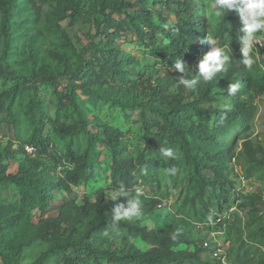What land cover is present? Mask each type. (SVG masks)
I'll list each match as a JSON object with an SVG mask.
<instances>
[{"label":"trees","instance_id":"1","mask_svg":"<svg viewBox=\"0 0 264 264\" xmlns=\"http://www.w3.org/2000/svg\"><path fill=\"white\" fill-rule=\"evenodd\" d=\"M26 1L34 3V0ZM54 1L53 20L68 18L69 25L73 26L80 18H88L92 24L89 32L91 41L85 51L78 55L79 66L75 71L69 67V59L66 56L58 51H48V55L65 66V70L41 77L37 72L26 76L10 70L8 59L13 39L10 22L13 14L20 9V3L19 0H0L3 13L0 36H3L4 40L0 75L5 72L15 80L13 86L1 96H13V99L24 92L33 91L31 105L40 116L31 143L37 148V157H26L25 164L20 166L15 175H8L3 169L4 160L16 156L12 153L11 143L5 148L0 145V184L14 185L20 197L18 205L0 201V257L4 264H47L45 259L53 255L58 258L56 264H87L90 259L94 264H102V256L109 264H222L215 259H203V245L179 234L173 224L162 229L148 230L144 226L122 220L115 228L123 227L133 234H138L150 247L140 250L132 243L119 251L97 247L94 242L96 233L103 228H114L111 224V207L115 202L104 205V190L98 191L95 202L84 199L80 206L65 202L56 217L42 218L34 222V211L45 212L51 206L54 187L70 191L72 186L86 182L91 177L88 173V154L81 156L71 150L67 154L68 166L60 162L51 150L50 139L43 134L47 123L59 134H85L91 144L101 143L107 146L112 154L110 170L113 186L116 189L123 183L131 194L139 181L145 178L140 172L148 164L145 150L152 149L155 138L165 140L168 147L179 154V159L168 160L167 168L175 166L178 169L183 161L189 173V187L194 191L192 197L186 195L181 203L182 207L191 208L195 205V200L200 201L209 215L208 222L217 218V211L224 214L229 213L233 207L248 209L252 214L250 227L254 224L258 227L248 233L250 242L242 240L233 264H264V253L256 254L257 248L264 247V216L260 215L258 204L253 199L247 203L236 204V180L232 179L233 175L236 176L234 159L240 164L241 158L245 156L250 163L247 174L251 177L256 169L264 167V157H259L264 154V149L261 146L255 148L251 141H247L244 151L234 158L235 147H229L219 141L222 124L249 118L256 110V98L264 94V77L254 78L250 69L241 64V45L236 36L237 26L233 18L235 10L226 11L223 18H220L219 28L213 36L219 41L220 47L227 46L232 54L226 72L219 73L211 82L201 81L194 91H189L182 86L174 87L175 76L178 74L172 71L160 78L156 86L143 88L145 96L140 98L135 94L140 88L136 83L117 85L122 69L131 56L126 54L117 42L125 27L114 15H127L139 40L150 50L153 58L167 62L170 68L181 58L187 67L194 69L192 63L198 64L201 60V46L197 41L207 35L208 28L205 20L195 14L192 0H138L143 9L134 12H127V9L131 8L127 0H92L90 3H87V0ZM151 2L155 6L178 5V22L165 29V37L169 39V43L162 42L152 30L146 33L144 27L137 23L142 21L151 24V12L144 10ZM59 28L62 30L61 26ZM62 32L66 42L72 46L73 42L68 33L63 30ZM34 53L32 50V58ZM261 60L264 70V59ZM64 81H68L67 86H64ZM229 83H239L240 88L235 95L228 94ZM41 85H51L54 88L62 85L66 89V94H61L60 100L63 101L65 95L70 101L78 117V124H61L58 119H53L44 112L43 102L39 98ZM76 89L123 109L139 106L159 117L160 120L156 124L144 123L145 148L135 159L126 149L120 130L105 126L102 132L95 134L89 129L91 120L77 101ZM185 92L190 98L186 102ZM215 94L232 101L231 108L207 109L203 103L208 102ZM130 95L132 102L125 100V97ZM0 108L4 110V104ZM12 116L10 112V117ZM210 123L212 127H208ZM59 167H64L61 172ZM170 177L174 179L176 175ZM141 204L145 212H151L159 205V200L152 199L149 203ZM194 218L199 221L204 219L202 215H195ZM241 224L239 213H233L227 233L236 229L242 239ZM36 240L47 243V249L34 261L22 262L24 247ZM183 245L196 247L195 250L179 249V246ZM227 250L230 262L231 248Z\"/></svg>","mask_w":264,"mask_h":264},{"label":"rangeland","instance_id":"2","mask_svg":"<svg viewBox=\"0 0 264 264\" xmlns=\"http://www.w3.org/2000/svg\"><path fill=\"white\" fill-rule=\"evenodd\" d=\"M92 0H87L90 3ZM131 8L127 12L142 11V6L138 0H127ZM20 9L13 14L10 22L12 34V42L9 56L10 70L16 71L17 74L30 76L33 72H37L40 76L45 74L55 75L62 73L65 66L60 65L53 60L48 51H58L69 59V67L72 71L77 70L79 63L77 62L78 55L82 54L90 44L89 32L92 29L91 21L88 18H80L73 26L69 25V19H59L54 21V0H34V3H29L26 0H19ZM195 14L205 20L208 28L206 36L214 38V34L219 28L220 18L212 14L210 7L211 0H192ZM178 5L172 7L165 5L155 6L152 2L147 9L151 12V24L138 21L144 27L146 33L152 30L156 32L160 40L164 43H169V39L165 37V25L170 26L178 22L177 11ZM182 12V11H181ZM115 19L122 22L125 31L122 33L117 42L121 49L130 55L129 61L122 69V75L119 78L117 85L124 86L135 84L140 87L138 93H135L140 98H143V88L148 89L150 86H156V82L160 78L165 77L172 72V68L167 66V62H161L151 56L150 50L147 49L139 40L134 26L125 14H115ZM234 23L237 26L236 36L239 38L243 33L240 31L242 25L237 13L233 15ZM3 19L2 7L0 6V26ZM63 31H66L73 42L69 45L64 36ZM215 39V38H214ZM217 47H220L219 41ZM201 56L209 50L206 44H201ZM4 48L3 36H0V57ZM226 54L232 56L228 47H220ZM34 50L32 58L31 51ZM257 51V50H256ZM241 54V52H240ZM262 60L260 55L256 59V63L250 69V73L254 78H263L264 70L262 69ZM196 62L192 66H196ZM15 80L7 76L5 72L0 75V106L4 104L5 109L0 108V145L5 148L11 143L12 153H15L14 158H6L3 163V169L8 175H15L20 166L25 164L27 154H24V146L31 145L32 134L35 130L36 122L39 119V114L31 105L34 98L33 91L24 92L12 99L13 96L2 97L1 94L9 90ZM68 85V81H64V86ZM217 91V90H216ZM66 89L62 85L56 88L51 85H41L39 88V98L43 102L44 112L53 119H58L61 124L75 125L78 124V117L74 111L70 101L63 97L60 100L61 94H66ZM77 101L80 106L86 111L91 124L89 129L93 133L102 132L105 126L118 129L123 134V142L132 158H136L138 154L145 148V126L146 122H159V117L148 110H143L139 106H133L123 109L122 107L114 106L109 101H103L99 98H93L86 95L82 90L76 89ZM147 94V93H145ZM126 101H131V95L125 97ZM190 98L185 92L184 101H189ZM132 102V101H131ZM233 102L223 99L222 96L215 94L208 102L203 103L207 109H229ZM256 110L247 119L241 121H231L229 124H222V132L219 141L226 143L227 146L235 147L234 158L244 151V144L251 141L256 147L261 146L264 149V94L260 95L255 100ZM10 112L12 117H10ZM212 127V123L208 125ZM156 130V129H155ZM154 130V131H155ZM45 137L50 139L51 150L59 158L60 162H64L67 166V154L72 150L78 155L88 154V173L91 177L86 182H81L77 186H72L70 191L62 190L54 187V196L51 201V206L45 211L39 210L33 212L32 220L37 222L42 218H51L58 215V210L65 204L70 202L75 206H80L84 199L95 202L96 195L99 190H104V205H109L111 201V193L115 189L111 179V150L101 143H94L88 140L85 134H70L62 135L57 133L53 127L47 123L43 132ZM103 137V135H101ZM159 147H168L165 140L155 138L152 149L145 150V156L148 164L140 171L145 178L140 180L138 185L133 188L136 196V190H140L139 199L141 203H149L152 199L159 200V205L145 212L142 209V215L138 218L128 220L129 222L144 226L148 230L162 229L173 224L176 231L195 240L201 239L205 232L213 229L219 230L216 223L208 222L206 209L200 201L195 200L193 207H182L181 203L186 198V195L193 196L194 191L189 187V173L183 161H181L176 174V178L172 179L165 174L168 160L160 155ZM37 157V155H36ZM29 157V158H36ZM260 158L264 154H260ZM236 176H232L236 180V204L247 203L251 199L255 200L260 209V215L264 216V167L258 168L250 177L247 174L250 163L245 156L241 158L240 164L234 159ZM70 166V165H69ZM64 167H59V172ZM0 201L5 204L19 203V194L14 185L3 186L0 184ZM208 198V197H207ZM117 202H126V198H120ZM116 203V202H115ZM218 212V211H217ZM238 212L242 218L243 238L238 235L236 229L229 231L227 234L222 231L218 232L219 239L224 241L227 249L231 248L229 264L235 262V258L241 247L242 240L250 242L248 233L257 229V224L250 227V219L252 214L248 209H238L234 212H229L227 220L231 219L230 214ZM219 213V212H218ZM195 215H202L203 221L197 220ZM230 216V218H229ZM225 217V216H224ZM212 220V219H211ZM213 221V220H212ZM231 221V220H230ZM230 223V222H229ZM95 245L100 248L119 251L128 244H134L140 250H146L150 245L144 241L138 234L131 233L123 227L103 228L96 233L94 239ZM47 243L40 240L32 242L29 246L24 247L22 253V262L30 263L34 261L41 252L46 250ZM195 245L179 246V249L195 250ZM264 253V247L257 248L256 254ZM203 259H211L209 253L202 254ZM102 264H109L105 257H100ZM45 263H58V258L53 255L45 259ZM0 264L4 261L0 257ZM87 264H94L90 259Z\"/></svg>","mask_w":264,"mask_h":264},{"label":"clouds","instance_id":"3","mask_svg":"<svg viewBox=\"0 0 264 264\" xmlns=\"http://www.w3.org/2000/svg\"><path fill=\"white\" fill-rule=\"evenodd\" d=\"M210 7L212 14L217 18H223L226 11L235 10L238 14L242 25L240 31L243 33L239 37L241 45L240 52L242 55L241 64L245 68L251 69L256 63L257 57L260 55L256 51L257 45H259L261 40H264V0H211ZM165 27L167 28L168 26L165 25ZM200 43L206 44L209 50L203 55V58L194 69L187 67L181 58L173 64L172 70L178 74L175 76L176 84L174 87L182 86L186 90L194 91L197 84L201 81L211 82L219 73L228 70L231 57L222 48L217 47V41L214 38L205 36ZM260 57L263 59L261 55ZM239 88V83H229L227 86L228 94L235 95ZM159 152L166 159H179L178 152L170 147H159ZM164 171L168 176H175L178 169L173 166L166 168ZM140 194V190L137 189L136 196H132L131 191L123 183L112 191L111 201L116 202L111 207V224L114 228L122 220H131L142 215V204L139 199ZM120 198H126V202H117ZM231 210L230 212H232ZM227 215V212L224 214L217 212V218L211 222L216 223L219 230L213 229L205 232L201 239L198 240V243L203 245L205 252L209 253L211 259L218 260L222 264H229V253L224 241L222 243V240L217 236L218 232L215 231L224 230V233L227 234L228 224L232 219V214H230V220H227ZM219 248H221L222 256L226 255V263L223 262L222 258L220 259L215 255L219 251Z\"/></svg>","mask_w":264,"mask_h":264},{"label":"built area","instance_id":"4","mask_svg":"<svg viewBox=\"0 0 264 264\" xmlns=\"http://www.w3.org/2000/svg\"><path fill=\"white\" fill-rule=\"evenodd\" d=\"M260 55L262 56V58L264 59V40H261L259 45H257V49H256ZM25 151H26V154L29 156V157H36L37 155V148L34 147L33 145H28V146H25ZM236 210V207H234L231 211L234 212ZM221 220V219H219ZM215 255L218 257V258H222L223 262L226 263V255L222 256V252H221V248H219V251L215 253Z\"/></svg>","mask_w":264,"mask_h":264}]
</instances>
